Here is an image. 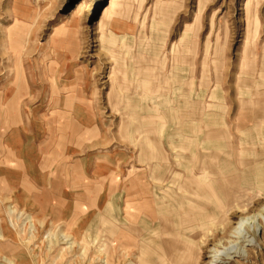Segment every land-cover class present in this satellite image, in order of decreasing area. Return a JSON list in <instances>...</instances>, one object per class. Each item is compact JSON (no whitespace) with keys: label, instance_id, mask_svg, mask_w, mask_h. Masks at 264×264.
I'll return each instance as SVG.
<instances>
[{"label":"rangeland","instance_id":"rangeland-1","mask_svg":"<svg viewBox=\"0 0 264 264\" xmlns=\"http://www.w3.org/2000/svg\"><path fill=\"white\" fill-rule=\"evenodd\" d=\"M110 2L0 0V264H211L212 202L186 229L154 170L259 164L264 0ZM248 249L220 264H264V230Z\"/></svg>","mask_w":264,"mask_h":264},{"label":"bare ground","instance_id":"bare-ground-1","mask_svg":"<svg viewBox=\"0 0 264 264\" xmlns=\"http://www.w3.org/2000/svg\"><path fill=\"white\" fill-rule=\"evenodd\" d=\"M116 1L111 0L110 8H107L105 12L107 15L114 9L113 6L116 5ZM85 10L86 3L77 5L76 16H80ZM76 16L75 18H77ZM198 114L197 110L192 114L197 118V122L200 118ZM261 119L260 115L255 114L251 125L248 124L249 127H246L248 129L251 127V132L255 130L262 137L257 140V143L253 144L259 164L248 165L246 157L243 155L240 159L242 165L209 167L208 163L205 162V158L203 161L205 164L200 163L201 156L197 151L193 161L194 168L181 169L179 173L177 169L163 170L162 176H158L157 171L154 170L153 181H158L162 177L164 178L163 181L166 182L171 178L175 181L172 180L179 190L190 192L185 196V198H188L181 208L182 212L185 213L182 222L185 223L186 229L192 227L188 215H197L198 210H203L202 204L198 202L199 199L206 197L212 202V204L206 206V208L210 207L212 209V215L210 216L214 219L211 223L212 227L205 230L201 225L202 231L200 230L201 232L195 236L193 235L196 246H189V249L195 251V247L200 244L199 251L196 252V258H200L202 248L209 241L216 243L211 251V264H220L226 259L233 260L237 255L248 256L250 252L248 247L254 244L258 232L264 230V204L257 212L251 213V206L255 205L258 200L262 199L264 203V128L260 127L263 122ZM259 122L261 123L259 124ZM243 137L247 140L248 135L244 134ZM210 139L211 137H208V140ZM246 140L241 142L242 152L249 151V147L244 145ZM251 175L254 181H252ZM235 185H239L240 189L235 190ZM250 192H252L251 195H249ZM239 213L241 214L240 220L231 229L227 228L226 223ZM199 215L202 216L203 213ZM160 217L163 218L161 215Z\"/></svg>","mask_w":264,"mask_h":264},{"label":"water","instance_id":"water-1","mask_svg":"<svg viewBox=\"0 0 264 264\" xmlns=\"http://www.w3.org/2000/svg\"><path fill=\"white\" fill-rule=\"evenodd\" d=\"M105 6H106V4L103 7H105Z\"/></svg>","mask_w":264,"mask_h":264}]
</instances>
